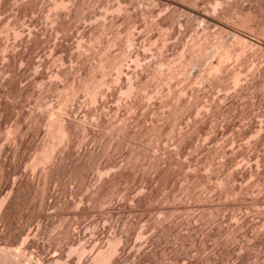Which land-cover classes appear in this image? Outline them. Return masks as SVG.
<instances>
[{"label":"rangeland","instance_id":"obj_1","mask_svg":"<svg viewBox=\"0 0 264 264\" xmlns=\"http://www.w3.org/2000/svg\"><path fill=\"white\" fill-rule=\"evenodd\" d=\"M53 1L0 0V252L264 264V0Z\"/></svg>","mask_w":264,"mask_h":264},{"label":"bare ground","instance_id":"obj_2","mask_svg":"<svg viewBox=\"0 0 264 264\" xmlns=\"http://www.w3.org/2000/svg\"><path fill=\"white\" fill-rule=\"evenodd\" d=\"M54 1H55V2H54ZM54 1H53V2H54L53 6H54L55 8H58V10H60L59 8L64 9V7H66L65 4H64V3H65L64 1H66V0H54ZM221 1H222V0H221ZM21 2H22V1H21ZM27 2H28V1H27ZM30 2H32V1H30ZM53 2H52V3H53ZM68 2H69V1H68ZM70 2H71V1H70ZM213 3H214L215 6H218L219 4H221V3H220V0H214ZM21 4H22V3H21ZM26 4H27V3H26ZM29 4H30V3H29ZM70 4H71V3H70ZM73 4H74V3H73ZM84 4H85V3H84ZM77 5H78V4H77ZM102 5H103V4H102ZM30 6H31V5H30ZM53 6H52V7H53ZM71 6H72V5H71ZM120 6H121V5L118 4L117 6H115V7H117V8H114V10H116V12L118 11L117 13H119V11L121 10V7H120ZM108 7H109V6H108ZM108 7H107V8H108ZM76 8H77V7H76ZM79 8H80V7H79ZM111 8H112V7H111ZM77 9H78V8H77ZM123 9H125V8H123ZM53 10H55V9H53ZM102 11H103V8H102ZM109 11H110V10H109ZM112 11H113V10H112ZM54 12H55V11H54ZM65 12H66V11H65ZM70 12H71V11H70ZM114 12H115V11H114ZM114 12H113V13H114ZM116 12H115V13H116ZM103 13H104V12H103ZM111 13H112V12H111ZM113 13H112V14H113ZM123 13H124V12H123ZM107 14H108V13H107ZM67 15H68V14H67ZM74 15H75V14H74ZM117 15H118V14H117ZM57 16H58V15H57ZM57 16L55 15V17H57ZM100 16H101V15H100ZM111 16H112V15H111ZM52 17H53V16H52ZM105 17H106V16H105ZM58 18H59V17H58ZM60 18H61V17H60ZM110 18H111V17H110ZM115 19H116V18H115ZM101 20H102V19H101ZM104 22H105V21H104ZM234 37H235V36H233V39H235ZM128 38H129V37H127V39H128ZM130 38H131V37H130ZM130 38H129V39H130ZM132 39H133V37H132ZM132 39H131V40H132ZM231 39H232V38H231ZM217 40H218V39H217ZM224 40H225V39H224ZM226 40H228V39H226ZM114 41H115V40H114ZM220 41H221V40H220ZM220 41H219V43H220ZM233 41H234V40H233ZM129 42H131V41H127V43H129ZM225 42H226V43H229L230 41H228V42H227V41H223V42L221 43L222 45L220 46L221 48H222L224 45L227 46V44H226ZM129 44H130V43H129ZM131 45H132V44H131ZM217 45H218V44H217ZM218 46H219V45H218ZM225 46L223 47L224 49L222 50V52L216 56V60H215L216 62H214L212 66H215V67H217V68L221 66V67H220V69H221V68L223 67L222 64H224V62H225V63L228 62V60L231 59V58H233V57L238 58L237 54L234 55V53L232 52V49L230 50L231 45H230L229 49L227 48L228 46H227V47H225ZM218 48H219V47H218ZM215 49H217V47H215ZM219 49H220V48H219ZM219 49H218V50H219ZM217 52H218V51H217ZM217 52L215 51V53H217ZM215 53H214V54H215ZM121 55H122V54H121ZM204 55H205V54H204ZM208 55H209V54H208ZM210 55H211V54H210ZM210 55H209V56H210ZM205 56H207V53H206ZM212 56H213V55H212ZM197 57H198V56H197ZM214 57H215V56H214ZM125 58H126V57H125ZM128 58H129V57H128ZM108 59H109V58H108ZM190 60H191V59H190ZM109 61H110V60H108V62H109ZM193 61H194V60H193ZM111 62H112V60H111ZM111 62H110V63H111ZM113 62H114V61H113ZM116 62H117V61H116ZM120 62H121V61H120ZM120 62H119V63H120ZM136 62H137V61H136ZM212 62H213V61H212ZM105 63H106V62H104V61H103V62L100 61V63H99V67H100L102 70H108V71H109V69L111 70V68H110L111 65H110V64L107 65V64H105ZM114 63H115V62H114ZM161 63H162V62H161ZM163 63H164V62H163ZM116 64H117V63H116ZM120 64H122V63H120ZM120 64L117 65V67H118L117 70H118V71L115 69V70L117 71V73H118L117 76H115L116 78H118V77H119V78L122 77V76H120V75H122V74H121V71H120V68H121V67H120ZM168 64H169V63H168ZM197 64H199V63H197ZM214 64H215V65H214ZM163 65H164V64H163ZM113 66L115 67V65H112V67H113ZM121 66H122V65H121ZM160 66H161V65H160ZM166 66H167V65H166ZM168 66H169V65H168ZM212 66L210 65L211 68L208 66V67H209V69H208L209 71H210L211 69L215 68V67H212ZM158 68H159V67H158ZM160 68H161V67H160ZM160 68H159V69H160ZM196 68H198V67H196ZM217 68H216V69H217ZM162 69H163V68H162ZM193 69H194V68H193ZM115 70H114V71H115ZM206 70H207V69H206ZM218 70H219V69H218ZM112 71H113V70H112ZM188 71H189V70H188ZM211 71H212V70H211ZM122 72H123V71H122ZM213 72L215 73V71H213ZM217 72H218V71H217ZM217 72H216V73H217ZM103 73H104V72H103ZM170 73H171V72H170ZM114 75H115V74H114ZM124 75H125V74H124ZM233 75H234V76H233V77H234L233 80L236 82V80H238L237 77H238L239 73L236 74V72H235ZM125 76H126V75H125ZM167 76H168V75H167ZM198 76H199V75H198ZM115 77H114V78H115ZM128 77H129V75H128ZM200 77H201V76H200ZM126 78H127V77H126ZM195 78H196V77H195ZM238 78H239V77H238ZM131 79H132V78H131ZM133 79H134V78H133ZM133 79H132V80H133ZM115 80H117V79H115ZM132 80H131V81H132ZM129 81H130V79H129ZM133 81H134V80H133ZM117 82H120V81H117ZM136 83H137V82H136ZM123 84H124V83H123ZM123 84H121V85H123ZM135 86H136V85H135ZM135 86H134V84L131 83V82L128 83L127 86H124V88H125V87H126V88H125V91H124V92L122 91V93H124L126 96H130V95L132 96V95H133L132 93H133V91H134V89H135ZM83 87H84V86H83ZM124 88H123V89H124ZM141 88H142V87H141ZM98 89H99V88H98ZM85 90H86V87H85ZM135 90H136V89H135ZM138 90H139V89H138ZM138 90H137V91H138ZM98 91H99V90H97V88H95V86H94V88L91 89V91H90V97L93 98V100L96 99V97H97V95H98ZM120 91H121V90H120ZM156 92H157V91H156ZM119 93H120V92H119ZM134 93H135V92H134ZM157 93H158V92H157ZM120 94H121V93H120ZM124 94H123V95H124ZM154 94H155V92H154ZM121 95H122V94H121ZM126 96H125V97H126ZM149 96H150V95H149ZM133 97H134V96H133ZM195 97H196V96H195ZM129 98H130V97H129ZM134 98H135V97H134ZM196 98H197V97H196ZM132 99H133V98H132ZM132 99H131V101H132ZM91 100H92V99H91ZM97 100H98V99H97ZM135 100H136V99H135ZM166 102H167V101H166ZM133 103H134V102H133ZM167 104H168V103H167ZM169 105H170V104H169ZM171 107H172V106H171ZM175 107H176V106H175ZM187 107H188V106H187ZM189 107H190V106H189ZM177 108H179V107H177ZM184 108H185V107H184ZM174 109H175V108H174ZM181 109H182V108H181ZM171 110H172V109H171ZM182 110H183V109H182ZM187 110H188V108H187ZM190 110H191V109H190ZM154 111H155V110H154ZM172 111H173V110H172ZM179 111H180V110H179ZM188 111H189V110H188ZM174 112H175V111H174ZM155 113H156V112H155ZM167 113H168V112H167ZM177 113H179V112H177ZM177 113H176V114H177ZM169 114H170V113H169ZM167 115H168V114H167ZM178 115H179V114H178ZM176 116H177V115H176ZM176 118H178V117H176ZM168 120H169V119H168ZM172 122H173V121H172ZM172 122H171V124H172ZM176 122H177V121H176ZM57 123H58V122H57ZM52 124H53V123H52ZM52 124H51V125H52ZM59 124H60V123H59ZM156 124H157V123H156ZM171 124H170V126H171ZM53 125H54V124H53ZM173 125H174V124H173ZM54 126H55V125H54ZM155 126H156V125H155ZM175 126H176V125H175ZM59 127H61V125H60ZM62 128H63V127H62ZM62 128H61V130H62ZM150 128H151V127H150ZM170 128H171V127H170ZM175 128H176V127H175ZM193 128H194V127H193ZM51 129H52V127L50 128V130H51ZM158 129H159V127H158ZM54 130H55V128H54ZM59 130H60V128H59ZM61 130H60V131H61ZM147 130H148V129H147ZM151 130H152V129H151ZM151 130H150V131H151ZM160 130H161V129H160ZM161 131H162V130H161ZM173 131H174V130H173ZM50 132H51V131H49V133H50ZM57 132H58V130H57ZM157 132H158V131H157ZM159 132H160V131H159ZM182 132H183V131H182ZM190 132H191V131H190ZM193 132H194V130H193ZM52 133H53V132H52ZM52 133H51V134H52ZM148 133H150V132H148ZM174 133H175V132H174ZM185 133H186V132H185ZM59 134H61V133H59ZM157 134H158V133H157ZM188 134H189V133H188ZM150 135H152V134H150ZM58 136H59V135H58ZM60 136H61V135H60ZM189 136H191V135H189ZM159 137H160V136H159ZM176 137H177V136H176ZM181 137H182V136H181ZM184 137H185V136H184ZM186 138H187V137H186ZM56 139H57V138H56ZM60 139H61V137H60ZM180 140H181V138H180ZM178 141H179V140H178ZM177 143H179V142H177ZM182 143H183V142H182ZM184 143H185V142H184ZM185 144H186V143H185ZM180 145H181V144H180ZM178 146H179V145H178ZM191 146H192V145H191ZM179 147H180V146H179ZM180 149H181V148H180ZM42 151H43V150H42ZM44 152L47 153L48 151L46 152V150H44ZM50 152H51V151H50ZM45 153H44V154H45ZM47 154H48V153H47ZM46 156H47V155H46ZM46 156H45V157H46ZM44 159H45V158H44ZM47 159H48V158H47ZM242 173H243V172H242ZM224 180H225V179H224ZM196 182H197V181H196ZM227 182H228V181H227ZM202 186H205V185H202ZM209 188H210V187H209ZM206 190H207V189H206ZM1 200H2V199H1ZM1 200H0V201H1ZM2 204H3V203H2ZM109 245H110V243H109ZM115 245H117V244H115ZM111 246H112V245H111ZM114 247H115V246L110 247L107 251H105V252H103V253H99V252H98L99 254L96 253V255H98V257H96V256L92 253V254L94 255V257H96V259H95V261L93 262V264H104V262H105L108 258H110L111 256H113L114 251H116ZM117 248H118V247H116V249H117ZM106 249H107V248H106ZM104 250H105V249H104ZM3 251H4V250H3ZM100 252H101V250H100ZM116 252H117V251H116ZM116 252H115V253H116ZM9 253H10V252H9ZM16 253H17V252H16ZM117 253H118V252H117ZM10 255H11V254H10ZM10 255L8 254V251H7V252H4V253H3V252H2V253L0 252V264H21L18 260H15V258H13V256L11 257ZM14 255H15V253H14ZM18 255H19V254H17V256H18ZM116 255H117V254H116ZM17 256H16V257H17ZM19 256H20V255H19ZM114 257H115V256H114ZM16 259H17V258H16ZM108 260H109V259H108ZM108 260H107V262H108ZM110 260H111V258H110ZM54 262H55V261H54ZM107 262H106V264H109V263H107ZM50 263H52V262H50ZM110 263H111V262H110ZM56 264H57V261H56Z\"/></svg>","mask_w":264,"mask_h":264}]
</instances>
